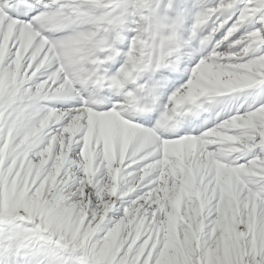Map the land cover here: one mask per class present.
Segmentation results:
<instances>
[{"label":"snow or ice","instance_id":"6c2138e0","mask_svg":"<svg viewBox=\"0 0 264 264\" xmlns=\"http://www.w3.org/2000/svg\"><path fill=\"white\" fill-rule=\"evenodd\" d=\"M0 264H264V0H0Z\"/></svg>","mask_w":264,"mask_h":264},{"label":"rangeland","instance_id":"374dc122","mask_svg":"<svg viewBox=\"0 0 264 264\" xmlns=\"http://www.w3.org/2000/svg\"><path fill=\"white\" fill-rule=\"evenodd\" d=\"M242 99V98H241ZM240 103V99H236V100H233V104L236 105V104H239ZM208 116V113H204L203 115L199 116L198 118H196L195 122H192L193 125L195 124H199V123H203L204 119ZM192 119L191 121L194 120V118H190ZM210 126V123L208 125H205V127H208Z\"/></svg>","mask_w":264,"mask_h":264}]
</instances>
